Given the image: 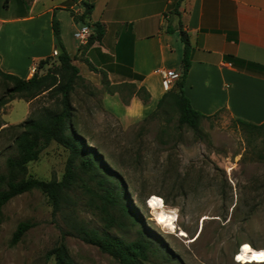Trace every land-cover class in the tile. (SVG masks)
Instances as JSON below:
<instances>
[{"label": "rangeland", "instance_id": "374dc122", "mask_svg": "<svg viewBox=\"0 0 264 264\" xmlns=\"http://www.w3.org/2000/svg\"><path fill=\"white\" fill-rule=\"evenodd\" d=\"M80 61H84L81 55ZM56 65L54 56L39 75ZM82 67L71 94L74 122L117 172L146 231L160 237L173 252L172 260L152 256L147 264H264L243 263L240 255L244 245L264 247V131L251 133L227 111L203 119L195 130L181 124L179 110L168 105L153 116L124 124L103 104L107 90L103 75L88 78V68ZM11 86L0 76V175L7 171V157L16 153L14 139L23 129L19 125L45 107L59 108L55 93L31 99L26 91L10 92ZM128 87L122 84L124 95ZM68 155V149L52 141L28 164V176L62 179ZM82 177L69 192L62 212L54 213L49 197L38 189L5 204L0 218V264H57L50 251L61 242L78 264H120L81 239L72 227L103 224L86 189L95 183ZM155 196L163 199L164 208L175 211V230L156 220ZM22 221L31 227L13 244ZM128 235L132 239L137 231L131 229Z\"/></svg>", "mask_w": 264, "mask_h": 264}, {"label": "crops", "instance_id": "0c3cea01", "mask_svg": "<svg viewBox=\"0 0 264 264\" xmlns=\"http://www.w3.org/2000/svg\"><path fill=\"white\" fill-rule=\"evenodd\" d=\"M82 1L0 0V68L29 78L41 59L57 56L55 15L67 52L73 63L88 68V78L107 75L113 85L134 83L150 92L145 103L130 97L129 86L128 104L119 92H106L104 106L131 124L155 110L172 88L160 69L180 72L183 28L192 61L184 92L193 107L206 115L227 111L235 119L264 122V0H86L94 5L87 20L104 28L86 49L75 37L84 23L73 14L83 13Z\"/></svg>", "mask_w": 264, "mask_h": 264}, {"label": "trees", "instance_id": "16d2710c", "mask_svg": "<svg viewBox=\"0 0 264 264\" xmlns=\"http://www.w3.org/2000/svg\"><path fill=\"white\" fill-rule=\"evenodd\" d=\"M82 5L84 11L80 15L73 13L75 19L84 24H90L87 18L94 5L86 0L82 1ZM92 26H94V33L84 45L85 49L101 39L104 33L100 23H94ZM53 30L56 43L60 48V52L55 56L58 65L48 69L45 74L39 75V70L54 56L43 58L37 63L35 73L29 78L5 72L0 68V76L12 82V86L8 89L10 92L26 91L30 93L31 99L44 92L59 96L56 102L58 109L45 107L37 116L30 117L19 125L23 129L14 139L16 153L7 157V171L0 175V218L3 207L13 197L34 189L42 191L49 197L54 213L62 212L70 198L69 192L74 189L79 180L83 179L84 174L95 183L94 186H87L86 189L90 194V204L98 208L103 224L99 228L74 224L72 227L81 239L96 245L101 251L117 259L120 264H147L152 256L172 260L173 252L170 247L160 237L146 231L143 219L129 201L127 190L115 169L107 163L102 152L97 147L91 146L78 130L74 122L76 107L72 102L71 94L77 79L81 77L80 68L73 63V58L62 42L60 23L55 15ZM180 34L185 45L181 76L148 116L157 114L165 105H168L179 110L181 124L199 130L203 119L211 118L213 115H206L194 108L184 92L192 64L191 42L189 34L183 28H180ZM102 81L107 88L106 92L112 94L119 92L124 103L130 102V99L123 95L121 84H111L107 75H103ZM128 86L131 88V90L129 88L130 97L136 95L145 103L150 101L151 94L146 87H137L134 83ZM235 121L251 133L257 130L264 131V122L258 124L243 118H236ZM52 141H56L69 151L62 179L45 180L28 176V164L37 160ZM30 227L31 223L20 222L14 232L12 243L15 244L21 240ZM131 229L137 231V236L132 239L128 235ZM50 254L55 256L57 264H78L64 242L53 248Z\"/></svg>", "mask_w": 264, "mask_h": 264}, {"label": "bare ground", "instance_id": "6f19581e", "mask_svg": "<svg viewBox=\"0 0 264 264\" xmlns=\"http://www.w3.org/2000/svg\"><path fill=\"white\" fill-rule=\"evenodd\" d=\"M163 199L159 196H155L153 200L155 217L158 223L168 226L171 230L177 228L176 225V213L173 210H168L163 207ZM241 259L243 263L252 262H264V247L255 248L251 245H244L240 251Z\"/></svg>", "mask_w": 264, "mask_h": 264}, {"label": "built area", "instance_id": "2783aa9c", "mask_svg": "<svg viewBox=\"0 0 264 264\" xmlns=\"http://www.w3.org/2000/svg\"><path fill=\"white\" fill-rule=\"evenodd\" d=\"M94 27L90 24H82L79 26L75 31V37L81 44H86L92 33H93ZM37 67L34 66L32 68V74L35 73ZM160 72L162 73V76L164 78L165 84L167 86H172L174 82H176L180 78V72L174 70V69H160Z\"/></svg>", "mask_w": 264, "mask_h": 264}]
</instances>
